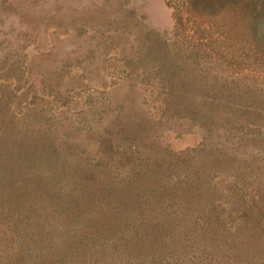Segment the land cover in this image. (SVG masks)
<instances>
[{
    "label": "trees",
    "instance_id": "trees-1",
    "mask_svg": "<svg viewBox=\"0 0 264 264\" xmlns=\"http://www.w3.org/2000/svg\"><path fill=\"white\" fill-rule=\"evenodd\" d=\"M164 3L121 69L153 111L89 92L66 122L0 59V264H264V0ZM168 121L200 140L168 147Z\"/></svg>",
    "mask_w": 264,
    "mask_h": 264
},
{
    "label": "rangeland",
    "instance_id": "rangeland-1",
    "mask_svg": "<svg viewBox=\"0 0 264 264\" xmlns=\"http://www.w3.org/2000/svg\"><path fill=\"white\" fill-rule=\"evenodd\" d=\"M171 25L164 0H0V59L20 58L22 79L33 81L38 91L37 104L51 99L52 111L66 110V122H73L70 99L80 103L89 92L98 107L111 101L112 107L123 102L153 111L152 96L142 102L145 92L133 84L131 72L121 70L122 62L125 55L136 53L145 30L162 31ZM105 118L102 111L89 121L94 125ZM178 125H158V140L175 150L200 140L199 131L179 133ZM210 136L219 138L217 133ZM258 156L264 161V155ZM227 240L232 239L219 240L218 249L227 246ZM237 254L240 264H258L245 252ZM260 260L264 263V255Z\"/></svg>",
    "mask_w": 264,
    "mask_h": 264
}]
</instances>
